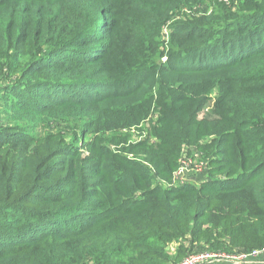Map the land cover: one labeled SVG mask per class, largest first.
<instances>
[{
	"label": "trees",
	"instance_id": "1",
	"mask_svg": "<svg viewBox=\"0 0 264 264\" xmlns=\"http://www.w3.org/2000/svg\"><path fill=\"white\" fill-rule=\"evenodd\" d=\"M0 121V264L264 249V0H0Z\"/></svg>",
	"mask_w": 264,
	"mask_h": 264
},
{
	"label": "rangeland",
	"instance_id": "2",
	"mask_svg": "<svg viewBox=\"0 0 264 264\" xmlns=\"http://www.w3.org/2000/svg\"><path fill=\"white\" fill-rule=\"evenodd\" d=\"M213 105H214L213 100L208 101V103L206 104L204 108V112L210 114V112L212 111ZM0 127L4 128V127H7V125L4 124V122L0 121ZM105 137H108V135H105ZM141 138H142L141 136H138L136 140H139ZM85 139L87 140L88 138L86 137ZM136 140L133 139L131 141L134 142ZM122 143L123 142H120L117 144V141L112 142V143L110 142L109 146L111 149L117 151V149L120 150ZM188 150L190 152L185 153L186 154L185 158L190 159V163H187V165L184 166L183 169H181L182 174L178 176L181 177L180 178L181 180L188 181L189 183L191 182L193 184L199 185V182L203 180L205 177V172H204L205 170L203 167V163L199 161L200 154L198 153V149L196 147H190ZM81 153L83 156H86L89 154L86 147H83L81 149ZM179 182H180L178 183L179 185L183 184V181H179ZM200 251H204V250H198V252ZM209 252H212L216 255L220 254L223 257V258L219 257L218 259L213 260L209 264H264V249L257 250L255 254H253L254 250L251 252H246V253L237 252V253H230V254L225 253V252H217V251L216 252L209 251ZM190 254L191 253L181 257L179 262H181L182 259H184L186 256ZM179 262H177L176 264H178Z\"/></svg>",
	"mask_w": 264,
	"mask_h": 264
},
{
	"label": "built area",
	"instance_id": "3",
	"mask_svg": "<svg viewBox=\"0 0 264 264\" xmlns=\"http://www.w3.org/2000/svg\"><path fill=\"white\" fill-rule=\"evenodd\" d=\"M187 163H190V159L184 157L180 160V164H179L178 168L176 169L177 171L176 170L174 171L173 176H172V180L169 183V185L178 184V183H180L179 181H183V183L185 182L184 180H181L180 179L181 177H179L178 175L182 174L181 169H183L184 166L187 165ZM176 181H178V182H176ZM256 251L257 250H254L253 254H255ZM219 257H222V255H220V254L216 255V254L209 252V251L194 252V253H191L190 255L186 256L178 264H209L210 262L218 259Z\"/></svg>",
	"mask_w": 264,
	"mask_h": 264
}]
</instances>
